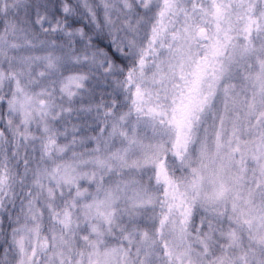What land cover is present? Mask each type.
Returning a JSON list of instances; mask_svg holds the SVG:
<instances>
[{"label": "snow or ice", "instance_id": "1", "mask_svg": "<svg viewBox=\"0 0 264 264\" xmlns=\"http://www.w3.org/2000/svg\"><path fill=\"white\" fill-rule=\"evenodd\" d=\"M0 264H264V0H0Z\"/></svg>", "mask_w": 264, "mask_h": 264}]
</instances>
